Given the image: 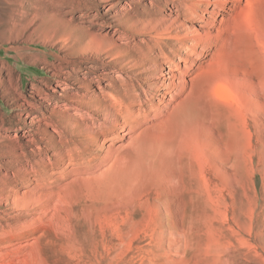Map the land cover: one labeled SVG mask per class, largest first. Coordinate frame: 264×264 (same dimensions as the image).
Here are the masks:
<instances>
[{
	"label": "rangeland",
	"instance_id": "374dc122",
	"mask_svg": "<svg viewBox=\"0 0 264 264\" xmlns=\"http://www.w3.org/2000/svg\"><path fill=\"white\" fill-rule=\"evenodd\" d=\"M167 11L164 0L155 9L150 0H0V179L21 152L41 161L23 134L35 130L31 118L65 122L56 112L71 98L91 103L98 81L107 89L116 80L148 40L147 23ZM250 131L251 148L243 142L225 164L214 155L206 177L144 176L120 200L90 199L66 181L57 192L8 178L0 190L27 202L0 204V264H264V121Z\"/></svg>",
	"mask_w": 264,
	"mask_h": 264
},
{
	"label": "bare ground",
	"instance_id": "6f19581e",
	"mask_svg": "<svg viewBox=\"0 0 264 264\" xmlns=\"http://www.w3.org/2000/svg\"><path fill=\"white\" fill-rule=\"evenodd\" d=\"M164 1L167 15L151 18L148 40L135 46L137 56L122 62L123 72L107 89L98 81L93 103L71 98L73 105L56 112L65 122L31 118L36 128L23 134L42 159L21 152L0 183L12 177L30 190L41 182L56 184L60 192L66 181L86 189L90 199L113 201L144 176L175 183L186 172L204 178L214 155L225 164L226 157L244 151L243 142L245 151L251 148L250 124L264 121V0ZM150 3L158 7V0ZM126 47H117L114 62ZM187 183L193 184L191 177ZM0 191L1 205L12 202L19 209L27 202L12 189L11 198Z\"/></svg>",
	"mask_w": 264,
	"mask_h": 264
}]
</instances>
